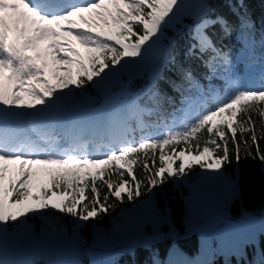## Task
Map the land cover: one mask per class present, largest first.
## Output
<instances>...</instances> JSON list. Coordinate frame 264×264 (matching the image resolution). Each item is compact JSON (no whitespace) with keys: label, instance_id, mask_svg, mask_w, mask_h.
Segmentation results:
<instances>
[{"label":"snow or ice","instance_id":"obj_1","mask_svg":"<svg viewBox=\"0 0 264 264\" xmlns=\"http://www.w3.org/2000/svg\"><path fill=\"white\" fill-rule=\"evenodd\" d=\"M251 2L0 0V264H33L8 258L6 226H23L30 216L47 219L49 211L74 221L65 239L75 258L55 264H83L81 250L92 257L90 264H111L97 259L96 241L79 232L115 210L116 202L152 196L194 166L216 177L246 161L264 169V15L257 28ZM185 16L193 22L184 24ZM234 34L237 56L245 52L249 72L261 62L255 83L238 73L234 46L224 43ZM157 48L149 83L134 98L106 99L100 109L78 111L84 99L92 100L77 90L104 82L129 61L148 59ZM214 81H222L223 89ZM161 82L177 93L198 94L195 100L184 97L180 118L160 111ZM154 115L156 120L145 121ZM137 167L143 177L135 175ZM228 181L237 194L238 177ZM153 214L164 215L159 208ZM130 252L134 257L135 249ZM231 255L236 259L225 264H264V240L241 239ZM152 264L162 262L154 257Z\"/></svg>","mask_w":264,"mask_h":264},{"label":"trees","instance_id":"obj_2","mask_svg":"<svg viewBox=\"0 0 264 264\" xmlns=\"http://www.w3.org/2000/svg\"><path fill=\"white\" fill-rule=\"evenodd\" d=\"M190 2L195 3V0ZM249 7L259 28L260 18L264 15V3H261V0H252ZM220 11L227 14L231 22H235V17L228 13L226 8ZM192 22L190 16L183 18L184 24ZM210 32H218V28ZM167 35L172 37L175 33L169 29ZM187 42L188 37H184L180 46L183 48ZM224 43L234 46L235 57L240 47L235 43V34ZM157 51L158 48L154 49L146 60L129 61L123 69H118L115 75L106 78L108 91L116 93L120 102L131 100L139 94L149 83L155 58L159 55ZM255 54L257 57L261 54L258 46ZM192 63L199 64L198 61ZM253 67L261 69V62L257 59ZM236 69L241 75L242 64L236 63ZM167 75L175 78L171 71ZM197 77L200 78V70L197 71ZM200 82L207 89L208 82L202 79ZM213 83L223 89L222 81ZM160 87L163 97L160 111L164 115L174 113L177 118L182 116L179 110L186 107L184 97L195 100L198 95L195 90L185 91L183 94L174 92L163 82ZM103 91L105 90L90 84L83 93L77 90V95L91 97L92 102L97 104L101 101ZM144 119L151 122L157 119V115L145 116ZM256 119L259 130V119ZM130 123L135 127L134 119ZM140 134L135 133L136 136ZM260 144L264 148V140H261ZM194 170L199 172L201 169L194 166ZM223 174L227 178L239 179V192L235 195L231 193L230 201L223 210H220L225 202L222 195L221 198L212 193H205L211 197L205 202L201 195L195 194L192 189L170 180L162 189L157 188L152 196L145 195L134 202L125 200L124 203H119L112 198L110 202L117 203L115 210L96 220H90L80 229L79 234L89 243L95 240L97 247L93 251L98 254L96 258L110 261L111 264H128L133 258L137 264H152L154 257L162 264H225L229 259L234 261L236 257L231 253L239 240L250 236L264 240V235L261 234L264 231V169L257 163L246 161L239 166L238 171L237 166L233 164ZM135 175L143 177L142 170L135 168ZM162 192L166 195H161ZM157 208L164 215L153 214ZM46 216L47 219L42 216H30L23 226L11 223L6 226L7 240L3 243L9 259L23 260L26 253H31L28 260L33 264H53L56 261L75 258L72 254L73 243L65 239L72 236L73 218L51 211L46 213ZM52 224H55L57 229L63 225L66 231L56 232L49 226ZM131 249H135L134 257ZM172 250H176L177 255L170 256ZM78 259L83 261V264H90L92 257L83 254L81 250Z\"/></svg>","mask_w":264,"mask_h":264},{"label":"rangeland","instance_id":"obj_3","mask_svg":"<svg viewBox=\"0 0 264 264\" xmlns=\"http://www.w3.org/2000/svg\"><path fill=\"white\" fill-rule=\"evenodd\" d=\"M253 70H247L246 74L253 73ZM252 80V78H251ZM86 104V103H82ZM100 109V108H99ZM177 185H184L187 188H190L194 191L195 194L201 195V198L207 202L211 197L207 194H214L215 196L221 197L223 196L225 202L222 204L223 206L220 208V210H223L224 207L229 203L232 189L230 187L228 178L221 174L220 177H216L213 173L208 172L206 170H200L199 172L191 170V172L188 174L187 177L181 178L180 180H175ZM222 195V196H221ZM207 196V197H205ZM226 198V199H225ZM201 209V207H200ZM150 209L148 210V212ZM171 256L177 255V252L175 250L170 251Z\"/></svg>","mask_w":264,"mask_h":264}]
</instances>
